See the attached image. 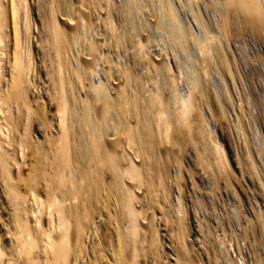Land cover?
I'll return each mask as SVG.
<instances>
[{"label": "bare ground", "instance_id": "1", "mask_svg": "<svg viewBox=\"0 0 264 264\" xmlns=\"http://www.w3.org/2000/svg\"><path fill=\"white\" fill-rule=\"evenodd\" d=\"M105 1L40 0L45 6L39 4L38 8L40 65L33 44L35 22L31 20L30 1L0 0V264H203L198 245L203 243L199 234L206 233L200 229H204L207 216L203 221L202 212L196 216L192 211L193 221L184 194L188 189L198 190L206 177L197 176L185 158L192 151L201 154L198 139L203 135L197 138L202 134L200 126L207 123L216 128V116L221 121L219 137L227 144L234 166L228 163L224 144L215 138L217 128L212 137L211 130L205 128L222 161L217 175L211 177L215 178L209 191H225L218 193L219 199L226 197L238 216L245 215L242 239L250 233L253 237L261 233L264 238V173L255 172L256 178L254 173L248 175V167L255 170L253 155L264 151L262 133L258 146L250 137L232 145L224 136L231 116L238 122L247 119L258 124L253 112L259 116L262 105L254 97L255 91L264 92V0H211L222 7V13L213 24L200 14L199 38L187 32L173 0L156 1L157 15L169 20L168 26L163 25L165 34L168 30L174 48L193 62L195 77L209 66L227 67L239 99V105L231 107L218 102L216 92L203 81L193 80L187 87L175 82L153 89L155 82L149 85L152 90L137 89L139 57L135 45L129 53L114 51L117 55L107 51L112 44L105 49V28L109 25L117 31L116 26L123 22L114 10L117 7L109 9L116 6L115 0H107L109 8L101 6ZM147 2L148 9L152 8L153 0ZM240 13L245 14L255 38L245 60L247 66L250 59L257 65L250 71L237 67L240 57L228 44ZM146 37L135 44L143 46ZM221 38L227 40L231 52L218 43ZM190 44L200 60L198 56L191 58ZM150 58L157 62L152 53ZM177 58L187 62L181 55ZM178 61L166 56L158 67L164 73L172 66L182 69ZM221 76L226 79L223 73ZM238 80L247 82L249 93L238 92ZM245 97L248 103L243 102ZM206 103L211 119L204 114ZM244 158L250 161L247 168ZM170 177L176 179L175 185L167 182ZM256 190L263 193L261 197ZM213 202L217 209L220 202ZM254 215L258 224L251 220ZM167 223L172 229L177 226L180 247L167 243L166 239H172L166 237Z\"/></svg>", "mask_w": 264, "mask_h": 264}, {"label": "rangeland", "instance_id": "2", "mask_svg": "<svg viewBox=\"0 0 264 264\" xmlns=\"http://www.w3.org/2000/svg\"><path fill=\"white\" fill-rule=\"evenodd\" d=\"M29 1H30V5H31L30 8H31V14H32L31 15V20H32V23L35 22V23H33L34 26H33V32H32V35L35 36L33 38L34 39L33 40V42H34L33 44H34V49H35V52H36L35 53V56L37 55L36 57H38L39 56V51L37 49V47H38L37 40L39 39V37L41 35L40 34V31H39V30H41V27H40V21H39V13L40 12H39L38 8H39V4H42L43 5V3L42 2H39L40 0H29ZM103 1H105V0H102V1L100 0V3L103 2ZM156 1L157 0H153V3L152 4H154V5H153L152 8L149 7V9H150L149 10L148 9V6H147V4H148L147 0H115V4H116L115 7H110L109 4H108V1L106 0L105 1V4H102L101 6H103V5L107 6L108 5L107 8L110 7L109 9H112V8L114 9V8L117 7L114 10H115V12L117 11L116 13L119 14V17L121 18V20L123 22L122 23L120 22L122 25L121 24H118L116 26L115 29L117 31H113L114 29L111 30L110 28H108L109 25H108V27L105 28V32L104 33L107 36L105 37L104 34L102 35V37H103L102 39H103V41H105L104 44L105 45H106V43L108 44L107 46H105V49L107 47L109 49L111 47L110 44H112V48H110L111 50L110 49L107 50V51H112V55H115L117 53V51H119V52H123L124 51V52L129 53L132 50L137 49V52L136 53H137V57H139L138 60L140 62V63L138 62V67H137L138 68L137 69V73L138 74L137 75L139 76V78L142 81L139 78H137V80H136V86H137V89L140 87V90L142 89L141 91H143V89H145V91L148 90L149 89V85L152 86V83H155V82H156L155 85L153 84V89L156 88L154 86H157V85H160V86H164V85L165 86H169V85L171 86L172 85L173 86L175 82H176L175 84H178V85H180L181 82H182L181 86L183 85L182 87H184V86L187 87V85L192 84L195 80H197L198 82L199 81L200 82L203 81L202 83L204 85L206 84V86L209 84L208 87L210 88V90L216 92L218 98H220V100L219 99L217 100L218 102L223 101V102H225L224 105H226V104L229 105L230 104L229 105L230 107L232 105H234V104L239 105V103H238L239 102L238 101L239 99H237L238 97H237V95L235 93L236 91H235V89L233 87H231V84L234 83V81H232L233 79L232 80L230 79V77H229V74L230 73H228L227 67L222 68V67H218V66L213 65V66H209L208 68L206 67L204 71L203 70H200V71H203L202 72L203 74L200 72L198 74V76H196V77L192 74V69H193V66H194L192 64L193 62H191V60L186 59L187 56L184 55V54H182V52L180 50L174 48L173 44L171 43L172 41L170 40V36H167V34L169 35L168 30H167L166 34L164 32L165 30L163 29V25L168 26L169 20L163 18V19H165V21L167 20L166 23H165L163 21L162 17L159 16V15H157L159 13V11H158V7H157L158 5H157V2ZM173 1H174V5L176 6L175 9H176V11H178V14H179L178 15L179 20L180 21L181 20L183 21V22L182 21L181 22L184 24V26L186 25L185 28L188 27L187 28L188 30L186 29L187 32L190 33V34L193 33L195 38H199L200 37V14L201 13H202V16L201 17H204L203 19H205L204 21L205 22H208L210 24H213L218 19L217 17L219 16V14L221 15V13H222L221 12L222 11L221 10L222 7L220 5H218L216 7V5H213L211 3V0H173ZM118 2H119V4L120 3H122V4L119 6ZM120 9H122V11ZM44 10H45V8H44ZM44 10H41V11H43V12H41V13H43V15L45 14ZM148 11L149 12L151 11V13H150L151 15L148 13ZM152 13H154V14H152ZM194 13H196L197 16H194ZM243 14L240 13V16H239V21L240 22L238 21L237 25L235 27H233L234 29H232L233 30L232 31L233 33L231 32V34H233V36L230 35L231 36L230 38L233 37V39H230L229 40L231 42L228 43L227 40H225L224 38H221V41H219L218 43H221L222 42L224 48L227 47L226 48V51L227 52H231L229 50V48L230 49H233L232 52L233 51L234 52L236 51L235 53L240 57V62H239V64H238L237 67L239 69H242L243 68L245 71H250V70H253L254 69L252 67L255 66L256 64L253 63L251 61V59H250L249 62L247 60V62H248V66H247V63L245 62V60L249 56L248 55L249 51H251L252 48H253V46H254L253 40L255 38H253V36H252V34H251L250 30H249L248 25H246L247 21H245L246 20V18L244 16L245 14L244 15ZM155 20L158 21V23ZM210 20H213V21H210ZM191 27H192V29H191ZM189 28L191 29V31H190ZM192 30H193V32H192ZM196 33H197V35H196ZM134 34L136 35V37L134 36ZM143 36H147L146 37L147 40H150L151 39L150 42H147V40H146L145 42L147 44L145 43L146 45L144 44L143 46H141L138 43L135 44V42H137L139 40V38H141ZM149 36H150V38H149ZM152 37H153V39H152ZM219 37H221V35H219ZM107 39L110 42H108ZM192 40H193V37L190 38V41L191 42H193ZM227 43L229 44V48H228ZM78 44H80V43H78ZM78 44H77V48L80 46ZM134 45H135V48L132 49V47H134ZM191 45L192 44H190V47H191L190 56H192L191 58H195L194 56H198V58L200 60V54H198V52L196 51V48H194V46H191ZM80 49H78V50H80ZM114 51H116V53ZM175 52L176 53L178 52L177 55L178 56L181 55L182 58H184V61L186 60L187 62L185 61L186 63H182L181 62L182 59L181 60L178 59L177 58V55H175ZM151 53H152V56H154V57L156 56L157 62L153 60L154 58L152 59L153 61L151 60V58H150L151 57ZM129 56L130 55L128 54V58H130L131 59L130 62H132V57H129ZM166 56H168V59L170 57H172V60L175 59V57H176L177 61L179 60L178 61L179 64L182 65V69H179V68L176 69L175 66H172L171 69H169V71H171V72L168 71V73L167 72L164 73L158 66H159V63L160 62L163 63L164 58ZM37 61L39 63V57H38ZM153 62H154V64H153ZM166 63H167V61H166ZM198 65H199V62H198ZM139 69H140V71H139ZM199 69H200V67H199ZM149 70H150V74L148 72ZM224 70L225 71L227 70V71L225 72ZM152 73H154V74H152ZM222 73L225 76L224 79L226 78L225 80L222 79V76H221ZM140 74H141V76H140ZM201 74L203 76H201ZM155 75H157V76H155ZM200 76L201 77H204L206 80L203 79V78H200ZM138 79L140 81L139 82L140 84L139 83L137 84ZM198 79H200V80H198ZM201 79H203V80H201ZM227 80H228V82H227ZM167 81H169V82H167ZM172 81H174V82H172ZM191 81H192V83H191ZM242 81L241 80H238V82L240 83L241 88H242V89L240 88V90L238 92L243 93L245 95V91L246 90H247L246 92H248V93L250 91H249V88L247 86H245V84L247 85V82L246 81H243V84H242L241 83ZM258 81H260V80L258 79ZM141 82L145 86L142 85ZM202 83H200V84H202ZM258 83H260V82H258ZM41 84H42V82H41ZM149 90H152V88L150 87ZM231 90H233V91H231ZM248 93H246V94H248ZM255 93H256V95L254 97H258L259 98L258 104L259 103H262V105L264 106V92H262V93L260 92L259 93V92L255 91ZM235 97H237V98H235ZM233 98L235 99V101H232V100H234ZM247 99H248V97H245L244 100H243V102L244 103H246V102L248 103L249 100H247ZM217 101H216V103H217ZM228 102H230V103H228ZM205 105L203 106L204 107V114L207 113L210 116L209 118L211 119L212 116H211V114H209L211 112V110L209 108V105H208V103H206ZM212 105H214V104H212ZM262 105L259 104V108H260L259 109V113H260L259 116H257V114H256L255 111L253 112L254 115H255V117H257L256 119L258 120V124L256 122L250 123L247 119H245L244 121H239L238 122L236 118H234L233 116H231L234 119V121H233V119H231L232 121L230 120L229 124H227V126H225V129H224V136L228 140L229 144L231 143L232 145H234V143L236 141L239 144H242L245 141L246 138L249 139V137H250V139L253 141V143L258 146L259 143H260L259 137L261 138V136H260L261 133H262V137H263L262 140H264V111H263V106ZM213 107L214 106H212V108ZM206 108H209V109H206ZM154 110H152V111H154ZM151 114H152L151 116H154L155 115V112L154 113H151ZM213 119H214V117H213ZM215 119H214V126H216L217 129L215 127H214V129H212L213 126H209L207 123H204V125H201L200 126V133L202 132V134H198L197 138H199L202 135L205 136V137L202 136V138L200 137L198 139L199 140L198 143H199V148H200V153L201 154H198L197 152L191 150L193 152V153H190L192 155V157H191V155H188L185 158L186 164H188V166H190V168L192 170H194L195 174L197 173L196 174L197 176H199V175L204 176V177H206L205 179L207 181H209V182H207L205 180V183H201L200 182V185L201 186H199V189L197 188L199 191L198 190H196V191H188L189 190L188 189L187 191L185 190L186 192L184 194L185 197H186L185 198V205L188 208V211L190 212L191 219L193 221H195V215L198 216V215H201V214L202 215H201L200 218L203 221H205L207 219L206 222H204V224L202 225V227L204 229H202V228L200 229L201 230L200 232H202V230H205V232L207 233V234L205 233V235H207V236H205L203 234L204 231L202 233H200L198 231L200 233L199 234L200 235V239H201L200 240V243H201V241H203V243H201L200 245H198V246H200V258H201V261L203 262V264H230V263L231 264H235V263L236 264H264L263 263L264 262V251H263V249H264V244H263L264 238L262 237L261 233L259 234L260 235V238H259V235L258 236H254L255 237L254 238L252 236V234L250 233L249 234L250 236L248 235L249 237L247 239H246V237L245 238L243 237V239H242V234L243 233L241 231H244L243 230V227H244V222L243 221H245V215L244 216L243 215H239L240 216L239 217L237 215V213L234 211L233 207H231L230 201H227V198L226 197L221 196L222 198L219 199L220 198V195H223L225 191L219 193V190L217 191V189L215 190L214 188H213V190L209 191L210 189H212L211 187H213V184L212 183H214V178H215L214 177L212 179L211 177L217 175L218 167H219V165H220V163L222 161H220V159H219L220 156L218 154H216V152L214 150V146L212 147V145H214L213 142H211V140H209V138H207L208 136H206V135H208L207 134V131L208 130H211V131H208V133L211 132V134H212L211 135L209 133V136L212 137L214 134H216V136L215 135L214 136H215V138H217V142L218 143L220 142L221 145L224 144L223 145V148L225 149L224 150V153H225V155L227 154L226 157L228 158L227 160H229L228 163L231 164L230 167L234 166L233 163H232L231 154L229 152V149L227 148V144L224 141H222V139L219 137L220 134H221V124H220L221 121H220V119L217 118V116H216ZM218 122H219V124H218ZM205 128H206V130L207 129L208 130L205 131ZM214 130H215V133L213 134ZM260 131H261V133H260ZM204 138L206 140H204ZM207 141H209V142H207ZM189 147H191V146H189ZM202 155H203V157H202ZM244 157L247 158V156H244ZM215 159H216V161H215ZM247 159L244 160L243 165H246V166H244V168L245 167L247 168L250 165V161H247ZM217 161H219V162H217ZM215 162H217V164ZM251 164H252L253 168L256 171L255 170L254 171L250 170L251 169V166H250V167H248V169L250 168L249 169L250 171L248 170V175H251L252 176L253 175L252 173H254L253 177L256 178L257 175L255 174V172L256 173H259V172L260 173H264V151L260 152V154H255V156L253 155V157L251 159ZM215 172H216V174H215ZM237 172H238V174L240 173L239 171H237ZM236 176H238V175H236ZM239 177L240 176H238V178ZM172 178H174V177H172ZM172 178L170 177L168 179L169 181H167V182H169V183L171 182L173 185H175L176 182H174V181H176V179L175 178L172 179ZM211 180H212V182L210 183ZM206 186H208V187H206ZM209 187H210V189H209ZM207 188H208V190H206ZM208 192L209 193L211 192V193L209 194ZM257 192H259V193H257ZM190 193H192V194H190ZM218 193L220 195H218ZM256 193L259 194L260 197L263 194L262 192H260L258 190H256ZM195 196H197V197H195ZM213 196L215 198H217V200ZM193 197H195V198H193ZM223 197L226 199V201H224L225 199ZM209 199H211V202H210L211 204L209 203ZM220 200L221 201L223 200L222 202L224 203V205H223V203ZM199 201H202V202L200 204H197ZM213 201L220 202L219 203V206H218L219 209L217 208L219 211L216 208H214V205H213L214 202ZM204 203H206V204H204ZM225 203H226V205H225ZM202 204H204V205H202ZM220 204H222V205H220ZM212 205H213V207H212ZM195 206L197 207L196 210H195V208H196ZM201 208H204L205 210L203 209V211H202ZM211 208H214L216 210L211 209ZM2 210H3V207H2ZM208 210H212V211L214 210L215 212L214 211L213 212L210 211V212H212V213H210ZM192 211L193 212H196V214L195 213H192ZM204 212L205 213L208 212V213L205 214ZM193 214H195V215H193ZM210 215L212 217H209ZM213 215L215 216L214 218H213ZM223 215H225V216H223ZM262 215H264V211H263V214ZM205 216H207L206 219H205ZM218 217L220 219H218ZM224 217H225V219H224ZM250 217H251V220H253L255 218V215H254V217H252V216H250ZM99 220H100L99 221L100 223H103V222H101V221H103V218H100ZM217 220H220L219 223L217 222ZM221 221H222V223H221ZM257 221H259V220H257ZM213 222H214V225H212ZM253 222L256 223L255 220H253ZM223 223H225V224H223ZM228 223H230V225ZM167 224H168V228H167L168 231L166 230L167 231L166 232V237L168 238L170 236L169 238H172V239H166L167 240V243H169V242L172 243L173 246H174V248L180 247L181 246V240H179L180 242L177 241V239L179 237V235H177V234H179V230L177 231V229H176L177 226L175 227V229H174V227L172 229V228H170L171 227V223H167ZM208 224H209V226H208ZM257 224H258V222H257ZM206 225H207V227H206ZM215 225H216V227H215ZM217 225H219V226H217ZM212 226L215 229L212 228ZM194 230L197 231V228L194 229ZM173 231H176V232H173ZM173 233H174V235H173ZM203 236H204V239L202 238ZM206 237L209 238V240L207 239L208 241L206 240ZM179 239H180V237H179ZM221 240H223V241L221 242ZM241 240H242V242H241ZM177 243H179V244H177ZM240 244H242V245H240ZM210 246H211V248H210ZM239 247H240V249H239ZM257 248H258V250H257ZM234 250L235 251L237 250V251L235 252ZM227 252H228V254H227Z\"/></svg>", "mask_w": 264, "mask_h": 264}]
</instances>
